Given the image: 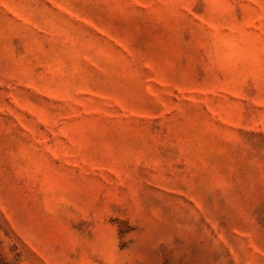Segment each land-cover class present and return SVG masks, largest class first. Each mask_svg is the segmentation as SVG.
<instances>
[{"label": "rangeland", "instance_id": "1", "mask_svg": "<svg viewBox=\"0 0 264 264\" xmlns=\"http://www.w3.org/2000/svg\"><path fill=\"white\" fill-rule=\"evenodd\" d=\"M0 264H264V0H0Z\"/></svg>", "mask_w": 264, "mask_h": 264}]
</instances>
